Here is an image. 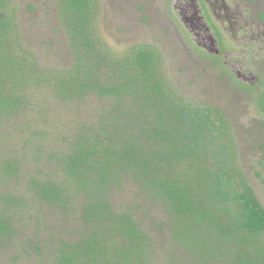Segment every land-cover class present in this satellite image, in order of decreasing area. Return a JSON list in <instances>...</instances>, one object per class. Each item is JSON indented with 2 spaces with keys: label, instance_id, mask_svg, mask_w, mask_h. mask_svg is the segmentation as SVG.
I'll return each mask as SVG.
<instances>
[{
  "label": "trees",
  "instance_id": "1",
  "mask_svg": "<svg viewBox=\"0 0 264 264\" xmlns=\"http://www.w3.org/2000/svg\"><path fill=\"white\" fill-rule=\"evenodd\" d=\"M202 4L218 51L186 25L182 48L217 100L183 65L178 91L161 45L101 33L102 1L0 0V264H264V10L232 33ZM57 31L59 53L38 40Z\"/></svg>",
  "mask_w": 264,
  "mask_h": 264
},
{
  "label": "rangeland",
  "instance_id": "2",
  "mask_svg": "<svg viewBox=\"0 0 264 264\" xmlns=\"http://www.w3.org/2000/svg\"><path fill=\"white\" fill-rule=\"evenodd\" d=\"M36 1L41 2V0ZM99 1L103 2L105 13L103 22L101 21L99 24V29L100 31H104L113 43L117 45L131 41L134 43L139 41H151L161 45L166 50L167 57L165 56V66L167 68L168 78L172 81L173 86H176L175 88L178 91H181V89L186 86L185 81L178 82L177 79L174 78V75L177 78L180 77L178 66L183 65L187 72H193L197 69L203 73L204 77L203 80L195 82L196 87L208 88L206 93L209 98L208 100L218 99L220 95L219 81L213 73L205 69V63L203 61L195 58L192 53L188 51V48H182L185 25L188 30L193 31L197 35L200 43H202L204 47L211 49L214 47L216 34L214 33L212 25H210V20L204 11L202 3H205L210 10L213 23L222 30L232 33L236 30L235 27L239 26V24H244L242 23L244 21L247 22L245 24H249L253 28L256 27L257 21H254L252 18L248 23L249 19H244L241 15L237 14L238 8L247 6L251 13L254 12L255 9L261 8V10H264V0H255V2L249 3L248 5L246 2L250 0H235V6L232 8L222 5L224 2L221 0ZM48 10L52 13L51 15L48 14L52 20L49 25L48 23L46 24L55 30L59 20H55V18L52 17L56 16V13L50 1H48ZM30 22L31 21H29V23ZM56 33L60 35V39L56 38L54 44L53 41L46 36H42L38 38V40L45 46H48V44L53 45L55 52L59 53L67 43L66 34L61 33V31H57ZM211 50L215 52L213 48ZM228 56L227 59L230 62V66L233 67L234 71L237 73L239 72L237 74L238 76L249 80L255 78L254 70L249 66L246 60L240 58L235 53H229ZM256 70L264 75V68L261 64H257ZM241 99L242 98H237L239 101ZM258 123L261 127H264V115L258 117Z\"/></svg>",
  "mask_w": 264,
  "mask_h": 264
},
{
  "label": "flooded vegetation",
  "instance_id": "3",
  "mask_svg": "<svg viewBox=\"0 0 264 264\" xmlns=\"http://www.w3.org/2000/svg\"><path fill=\"white\" fill-rule=\"evenodd\" d=\"M191 15H193V14H191ZM199 42H200V40H199ZM212 48H213V50H214L215 52L218 51V50L216 49V47H212ZM212 48H211V49H212ZM211 49L209 48L210 51H212ZM238 73H239V72H238Z\"/></svg>",
  "mask_w": 264,
  "mask_h": 264
}]
</instances>
